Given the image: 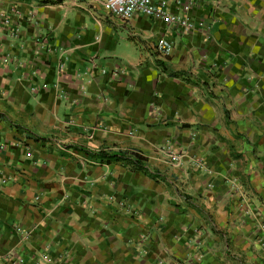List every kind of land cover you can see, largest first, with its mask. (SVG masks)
<instances>
[{
    "label": "crops",
    "instance_id": "crops-1",
    "mask_svg": "<svg viewBox=\"0 0 264 264\" xmlns=\"http://www.w3.org/2000/svg\"><path fill=\"white\" fill-rule=\"evenodd\" d=\"M173 2L0 0V264H264V0Z\"/></svg>",
    "mask_w": 264,
    "mask_h": 264
},
{
    "label": "built area",
    "instance_id": "built-area-1",
    "mask_svg": "<svg viewBox=\"0 0 264 264\" xmlns=\"http://www.w3.org/2000/svg\"><path fill=\"white\" fill-rule=\"evenodd\" d=\"M108 13L128 22L136 15H141L147 19L162 22L167 27H177L182 32L188 33L193 30L194 24L181 19L177 13L171 10L170 0H96ZM188 7V6H187ZM181 0H174L173 8H187ZM174 48L172 41L164 38H157L152 45L154 53L159 58H167ZM159 152L172 164L180 163L177 152L171 151L170 147L162 146ZM23 238H27L26 235ZM11 264H23L20 259H12Z\"/></svg>",
    "mask_w": 264,
    "mask_h": 264
},
{
    "label": "trees",
    "instance_id": "trees-1",
    "mask_svg": "<svg viewBox=\"0 0 264 264\" xmlns=\"http://www.w3.org/2000/svg\"><path fill=\"white\" fill-rule=\"evenodd\" d=\"M99 156H105L102 154V152H99ZM114 157H117L118 159L122 160L124 157L122 155H117V156H114ZM106 158H108V156H106ZM138 159V158H137ZM135 159L133 160V163L136 164V165H139V161ZM124 160V159H123ZM129 161V160H128Z\"/></svg>",
    "mask_w": 264,
    "mask_h": 264
}]
</instances>
